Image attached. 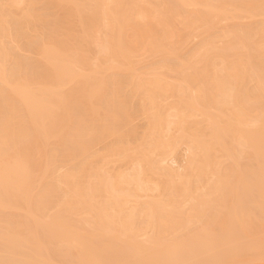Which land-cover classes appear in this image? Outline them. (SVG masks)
<instances>
[{
    "label": "bare ground",
    "instance_id": "bare-ground-1",
    "mask_svg": "<svg viewBox=\"0 0 264 264\" xmlns=\"http://www.w3.org/2000/svg\"><path fill=\"white\" fill-rule=\"evenodd\" d=\"M37 2L0 0V264L264 261L262 0H48L61 19ZM144 53L180 62L138 72Z\"/></svg>",
    "mask_w": 264,
    "mask_h": 264
},
{
    "label": "rangeland",
    "instance_id": "rangeland-1",
    "mask_svg": "<svg viewBox=\"0 0 264 264\" xmlns=\"http://www.w3.org/2000/svg\"><path fill=\"white\" fill-rule=\"evenodd\" d=\"M39 1H40V2H39ZM46 1H47V2H46ZM38 2H39V4H41L42 7H45V8H47V9L50 7L49 10H51V12L53 11L52 8H51L52 6H49V5H48V6L46 7V4L48 3V0H38ZM38 2H37V3H38ZM49 4H50V2H49ZM37 6H38V5H37ZM42 7H40V5H39V8L43 10L44 8H42ZM53 9H54V8H53ZM56 10H57V11H56ZM49 12H50V11H49ZM53 12H56L55 15H56V14H57V15L55 16ZM53 12H52V14L50 13L53 17H57V16H59L60 13H61V11L59 12L58 9H54ZM57 12H58L59 14H58ZM61 17H62V16H61ZM59 18H60V16H59ZM59 18H58V20L61 19V18H60V19H59ZM255 18H257V19L254 20V18H252V19L250 18V19H251V20H250V19H248V18H247V19H246V18L244 19L243 17H242L241 19L244 21V23H245V22H248V23H249V21H251L250 23H255V24H257L259 21H262V19H263L264 17L262 18V16H257V17H255ZM259 18H260L261 20H258ZM58 20H57V21H58ZM239 20H240V19H239ZM242 20H241V21H242ZM232 21H233V22H236L237 24L243 23V22H240V23H239L238 19H235V20H232ZM232 21H230V22L228 21V23L231 24ZM252 21H256V22H252ZM257 21H258V22H257ZM58 23H60V21H58ZM222 23H223V22H222ZM222 23L219 24V25L216 26V27H219V26H220V27H222V26L224 27L225 24H226V26H227V23H224V25H223ZM248 23H247V24H248ZM45 24H46V23H45ZM233 24H234V23H233ZM255 24H253V25H255ZM58 25H59V24H58ZM243 25H244V24H243ZM223 27L220 28V29L217 28V30L214 29V28H215V27H214L213 29H211V31H212V32H211V35H214V36H215V34H220V33L222 32ZM214 30H216L215 33H213ZM218 30L221 31V32L219 33ZM27 32H30V31H27ZM27 32H26V34L28 35ZM30 34H31V35L33 34L34 36L36 35V33L34 34L33 32L29 33V35H30ZM37 34H38V33H37ZM29 35H28V36H29ZM33 35H32V36H33ZM217 36H218V35H217ZM21 37H22V35H21ZM21 37H20V38H21ZM24 37H25V35L23 36L22 39H20V38L18 37L17 40H21V41H18V42L20 43V44L18 45V47H17V45L14 44V43L17 44V42H15V41H13V40H12L13 44H12V42H11V43H8V40H9V42L11 41L10 38H8V39L6 40V42H7L6 45H8V44H9L10 46H11V45H12V46L14 45L13 48H15V46H16L17 48H15V49L12 48L13 50H11V51H13L12 53L15 52L14 57L17 55V57H19L17 60H19V59L22 60V61H21V60H20V61L22 62V63H21L22 66L24 65V69H25V67L27 66V64H28L29 62H31L30 65L28 64L29 67L27 66L26 69H25V71H27V69H28V71H29V68H30V72L32 71L31 73H35V71H36L37 69H38V70L40 69V66H39L38 68H36L38 64L35 62V61H37V60H39V59H38V58H35L36 55H35V52L32 53V50H31L32 48L30 49L31 52H29V48H30L33 44H36V43H34L35 40H36V42H37L38 40H37V38H33V37L31 38V36H30V38H31L32 41H33V42H31V43H33V44L27 45V44H24V43H25V42H26V43H30V42H28V41H27L28 39H26V38H24ZM28 38H29V37H28ZM192 38H193V40L191 39V41H190V38L187 40V41H189V42H188V44H186L187 42L185 43V48H184V43L182 44L183 46L181 45V48H180L179 50H181L182 48H184V49H182L181 51H179V53H177V54H179V56H180V54H182V51H183L184 54H185V52H186V53L189 52V53H188V55H189L190 52H191V51H189V49L192 50L193 47H194L195 45H197V44H195V43H199L198 41H200V38H202V37H197V38L192 37ZM34 39H35V40H34ZM216 39H217V37H216ZM218 41L222 42L221 40H218ZM218 41H216V42H218ZM22 42H23V44H21ZM220 42H218L217 45H220ZM194 44H195V45H194ZM221 44H222V43H221ZM9 45H8V48H10ZM23 46H25V47H23ZM28 46H29V48H28V50H26ZM192 46H193V47H192ZM24 48H26V49H24ZM191 48H192V49H191ZM194 48H195V47H194ZM185 49H186V50H185ZM184 51H185V52H184ZM93 53H94V52H93ZM144 54H147V56L142 54V55H139V56H140V58H139V56L135 55L136 57H138V58H136V57H135V58H136L139 62L137 61L138 63H136V60L134 59V60H135V63L137 64V65H136V64L134 63V65H135L134 68H135V67H136V68L138 67V68H137V69H138V72H141L140 69H142L143 67H144V68L142 69L143 71H144L145 69H147V68H145V67H148V66H150V65H152V67H153L154 64L158 63L159 61H162V60H161V57H162L163 59H164V58L166 59V57H167V60H168V58L171 57V58H170L171 63H173V62H174L173 60H175V64H176V61H177V63H178V62H180V59L183 58V57H181V56H180V57L177 56V54H176L175 56H171V55H169V57H168V56L163 57L162 55L159 56V54H155V55H152V54H150V53H144ZM148 54H149V55H148ZM184 54H183V55H184ZM23 55H24V59H23ZM156 55L159 57V59H160L159 61L156 60V59H158V57H154V56H156ZM173 55H174V54H173ZM188 55L185 54L186 57H187ZM29 56H30V57H29ZM142 56H143V57H142ZM176 56L179 57L180 59L177 58ZM185 56H184V57H185ZM17 57H16V58H17ZM36 57H37V56H36ZM11 58H12V57H11ZM32 58H33V59H32ZM154 58H155V59H154ZM28 59H29V60H28ZM35 59H36V60H35ZM172 59H173V60H172ZM11 60H12V61H11ZM27 60H28V61H27ZM31 60H32V61H31ZM24 61H25V62H24ZM157 61H158V62H157ZM172 61H173V62H172ZM9 62L12 64V62H13V58L10 59ZM32 62H33V63H32ZM37 62H38V61H37ZM152 62H153V64H151ZM35 63H36V64H35ZM149 63H150V65H148ZM33 64H35V66H32ZM173 64H174V63H173ZM25 65H26V66H25ZM146 65H148V66H146ZM33 68H34L35 71L31 70V69H33ZM134 70H135V69H134ZM28 71H27V72H28ZM39 71H40V70H39ZM39 71H38V72H39ZM126 71L129 72L128 70H126ZM126 71L123 70V69H122V70H121V69H120V70H118V69L113 70V69H112V70L110 71V69H109V71L107 72V74L110 75V73H113L112 77H113V76L115 77V75H116L119 81H120L119 77L122 78V75H123L122 82H121V83L123 84L124 81L127 79V76H128V79H129V76H130V73H128L129 75L126 76V74H125ZM135 71L137 72V70H135ZM130 72H131V71H130ZM114 73H115V74H114ZM116 73H117V74H116ZM107 74H106V72H105V76H108ZM118 75H119V76H118ZM120 75H121V76H120ZM110 76H111V75H110ZM110 76H108V78H109ZM124 76L126 77V79H125ZM108 78H107V79H108ZM128 79L126 80V82L128 81ZM123 80H124V81H123ZM107 81L110 82V81H111V78H110L109 80H107ZM126 82H125V83H126ZM70 85H71V84H69V86H70ZM73 85H74V83H73ZM109 85H110V83H109ZM106 86H107V85H106ZM108 87H110V86H108ZM66 89H67V87H66ZM124 91L127 92V90H123V91L121 92V95L123 94ZM128 93H129V92H127L126 95H125V93H124V95H122V97L125 96V97H123V98H125L126 101H127L126 98H129V101H130V102H128V105H129V103H130L129 107L132 108V107H134L135 104H137L139 101H137L138 98L135 97V96H134L135 98L132 99V97H131L132 94H128ZM129 95H130V97H129ZM126 96H128V97H126ZM138 100H139V99H138ZM171 100H172V99H171ZM131 104H132V105H131ZM138 105H139V104H138ZM134 108L137 109V108H139V107H137V105H136ZM132 109H133V108H132ZM101 111H102V112H101ZM134 111H135V110H134ZM100 112L103 113V110H100ZM135 112H136V111H135ZM135 112L133 113V114H134V116H133L134 118H132V120H131V122H130L131 124H129V126L132 125L135 129H137V130H135V131H138V132H136V133L139 134V131L141 132V131H143V129L145 128V124H147V122H146V121H147V118H145V116H144L141 112H138V113H136V114H135ZM145 119H146V120H145ZM145 122H146V123H145ZM142 126H144V127L142 128ZM126 129H127V128H125L124 131H125ZM127 130H128V129H127ZM132 130H133V128H132ZM133 132H134V130H133ZM136 133H135V134L132 133V135H133L134 137H136ZM138 134H137V136H138ZM141 134H142V133H141ZM139 135H140V134H139ZM117 136H118V135H111L110 137L108 136V137H106V138H103V139H104V140L102 139L103 141H101V140L97 141L98 143H96V145L94 144V146L92 147V150H93V151L90 150V152L92 151L93 155L91 156L92 153L89 152L90 154H89L88 156H90L91 158H93V156H94V158H95V157H96L95 155L100 154V153H98V151H100L101 149H102V151H103V147L105 146V144H107V146H109L108 144H111V143H113V142H116V141L118 140L117 138H119V137H117ZM130 136H131V135H130ZM130 136H129V137H128V136H123L122 138H123V140H124V139H125L124 137H126V138L128 137L129 139L131 138V139H130L131 141H133V138H134V137H133V136L130 137ZM140 136H141V135H140ZM114 137H116L117 140H115ZM113 139H114V140H113ZM136 139H138V137H136ZM136 139H134L133 142H135ZM112 140H113V141H112ZM125 140H127V139H125ZM125 140H124V141H125ZM100 141H101V142H100ZM110 141H111V143H110ZM128 141H129V140H128ZM184 148L186 149V146H184V145L180 146V147L178 148V150L175 152V155H174V159H173V161H172V160H166L165 164L168 163L169 166H172L173 168H176V167L180 168V167L182 166V164H184V162H185L184 160H185V158H186V157H185V156H186V150H185ZM104 149H105V147H104ZM95 152H97L98 154H96ZM100 152H101V151H100ZM94 153H95V155H94ZM101 153H102V152H101ZM99 156H101V154H100ZM99 156H98V158H101V159H102V157H99ZM98 158H95V160H92V161H96V160H98ZM74 159H75V158H73V159L70 158V159H69V160H72L71 163L69 162V163L71 164V165L69 164V167H71L72 164H75V163H77V161H79L78 159H77V160H74ZM79 159H80V157H79ZM73 160L75 161V163H74ZM66 161H68V160H66ZM100 161H101V160H100ZM97 162H98V161H97ZM171 162H172V163H171ZM78 163H79V162H78ZM62 164H63V163H62ZM62 164H61V167L63 166V167H65L66 169L69 168V167H68V162H67V165H65V164L62 165ZM171 164H172V165H171ZM64 165H65V166H64ZM66 166H67V167H66ZM65 168H63V169L61 168V171H64ZM58 255H59V254L55 255L54 258L57 259L58 257L61 256V260H62V258H63V259H66L65 261H70V262H71V260H73V259H71V257H72L71 255H69L68 257H67L66 255L63 256V257H62V255H60V256H58ZM51 256H54V255L51 254ZM54 258H53V259H54ZM67 258H69V260H68ZM57 260H60V259H57ZM63 261H64V260H62V262H63ZM73 262H74V261H73ZM73 262H72V263L67 262V264H68V263H69V264H73ZM256 262H257V261H256ZM263 262H264V261H262V262L258 261L257 264H260V263H263ZM64 263H66V262H64ZM64 263H63V264H64Z\"/></svg>",
    "mask_w": 264,
    "mask_h": 264
},
{
    "label": "snow or ice",
    "instance_id": "snow-or-ice-1",
    "mask_svg": "<svg viewBox=\"0 0 264 264\" xmlns=\"http://www.w3.org/2000/svg\"><path fill=\"white\" fill-rule=\"evenodd\" d=\"M262 5H264V0H262Z\"/></svg>",
    "mask_w": 264,
    "mask_h": 264
}]
</instances>
